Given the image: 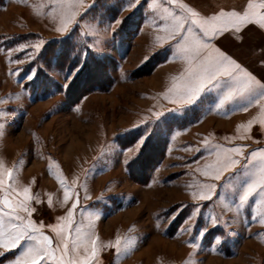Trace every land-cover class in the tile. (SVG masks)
<instances>
[{
	"label": "rangeland",
	"instance_id": "374dc122",
	"mask_svg": "<svg viewBox=\"0 0 264 264\" xmlns=\"http://www.w3.org/2000/svg\"><path fill=\"white\" fill-rule=\"evenodd\" d=\"M190 1L181 0L214 13ZM219 2L227 9L247 0ZM148 3L85 0L62 33L50 0H0V164L13 170L5 183L30 186L32 217L45 225L74 202L63 201L61 177L74 184L75 222L98 240L94 264H264L258 197L239 200L249 167L220 182L198 171L216 144H246V155L264 147V124L256 117L249 128L252 118L216 110L215 82L184 105L164 98L185 61L172 41H157L164 21ZM141 138L136 154L126 151ZM209 183L218 185L211 194ZM117 236L130 241L119 252ZM0 251L5 264L19 249Z\"/></svg>",
	"mask_w": 264,
	"mask_h": 264
},
{
	"label": "snow or ice",
	"instance_id": "6c2138e0",
	"mask_svg": "<svg viewBox=\"0 0 264 264\" xmlns=\"http://www.w3.org/2000/svg\"><path fill=\"white\" fill-rule=\"evenodd\" d=\"M135 2L138 3L139 0ZM50 4L53 12L59 16V31L62 33L70 30L77 22L76 17L80 16L81 10L86 9L85 0H50ZM170 4L175 7H170ZM148 8L164 21L159 27L164 30L165 35H158L157 41H172L176 49L174 55L185 61L184 70L172 78V83L163 94L165 99L174 105L190 103L207 86L213 82L222 84L223 78H227L230 86L215 107L216 110L223 111L225 103L234 96L254 88H264V80L258 79L213 42L227 30L264 31V0H247L246 6L220 8L211 15H202L195 7L182 3L181 0H149ZM119 22L118 18L115 23ZM152 22L156 23L154 19ZM18 47L24 49L28 46L21 44ZM32 47L33 51L38 52L42 43L37 42ZM254 103L260 105V123L264 124V96ZM252 104L238 110L247 111ZM160 115V111L155 113L156 117ZM255 121L256 117L253 116L247 126L250 128ZM142 142L143 138L126 151L136 154ZM203 144L209 146V140L205 139ZM247 148L248 145L243 143L232 147L216 144L215 158L198 171L202 170L205 176L220 182L226 179L225 173H230L242 163L246 164L250 169V179L243 185L239 200L243 204L253 195L258 197L254 211L259 209L258 218L264 223V147L256 148L246 155ZM130 158L126 156L124 163ZM12 171L0 164V205H3L0 206V249H19L18 254L5 264H94L93 258L99 250L98 240L90 231L85 230L82 222H75L74 210L78 199H75L77 194L74 184L66 183L61 177V184L64 186L63 201L67 203L71 196L74 202L65 215L57 218L56 223L45 225L32 217L36 209L30 201L36 197L31 195L30 186L19 188L12 183H5V174L11 178ZM217 187V184H207V194H211ZM201 195H205V192L202 191ZM51 202L49 198V203ZM196 212L194 209L188 219L193 220ZM45 228L51 229L55 238L47 234ZM115 244L119 252L122 247L127 248L130 241L126 240L122 245V238L117 236ZM3 254L0 251V255Z\"/></svg>",
	"mask_w": 264,
	"mask_h": 264
},
{
	"label": "crops",
	"instance_id": "0c3cea01",
	"mask_svg": "<svg viewBox=\"0 0 264 264\" xmlns=\"http://www.w3.org/2000/svg\"><path fill=\"white\" fill-rule=\"evenodd\" d=\"M192 1V2H191ZM195 6L205 12H216L221 8L220 0H191ZM224 6L229 7L233 0H222ZM242 37V38H241ZM214 43L222 51L233 57L238 63L242 64L258 79L264 80V31L257 29H237L227 30L222 35L218 36ZM221 92L220 99L223 97L230 82L225 78L224 83L220 84ZM215 89V87L213 88ZM216 90H213V92ZM217 93V92H214ZM264 96V88H254L244 93L234 96L230 101H227L222 110L234 111V115L230 117L240 118L245 120L253 116L262 118L260 113V105L254 103L256 99ZM247 111L238 110L247 107ZM225 108V109H224Z\"/></svg>",
	"mask_w": 264,
	"mask_h": 264
}]
</instances>
